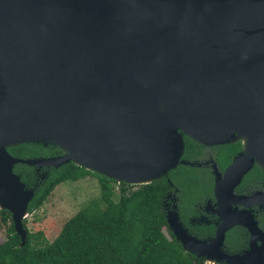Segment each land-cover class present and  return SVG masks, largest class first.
Here are the masks:
<instances>
[{"label": "water", "instance_id": "95a60500", "mask_svg": "<svg viewBox=\"0 0 264 264\" xmlns=\"http://www.w3.org/2000/svg\"><path fill=\"white\" fill-rule=\"evenodd\" d=\"M160 98L176 128L156 112ZM184 136L202 145L243 140L244 152L215 185L223 221L233 223L208 243L188 237L172 215L170 230L197 257L264 264L263 232L229 204L241 202L233 188L264 159V0H0V210L20 246L37 185L29 188L16 165L42 181L72 162L118 184H148L189 164ZM22 144L62 156L8 153ZM234 225L251 234L243 254L221 250Z\"/></svg>", "mask_w": 264, "mask_h": 264}, {"label": "trees", "instance_id": "16d2710c", "mask_svg": "<svg viewBox=\"0 0 264 264\" xmlns=\"http://www.w3.org/2000/svg\"><path fill=\"white\" fill-rule=\"evenodd\" d=\"M189 147L191 142H187L185 150ZM7 151L19 159L60 154L56 147L37 144H22ZM180 169L190 170L179 166L176 171ZM49 170L28 204L29 213L38 210L57 186L86 177L97 179L99 199L68 219L51 243L46 242L40 232H29L23 221L26 238L20 246L10 214L0 210V230L4 228L5 231V239L0 242V264H201L166 229L161 207L165 192L162 182L152 181L131 190L125 183L117 184L72 162ZM14 173L20 175L22 181L33 180L30 167L25 165H16ZM195 177L187 176L186 179H191L190 189L193 187L197 193L198 186L194 185L198 179ZM172 182L177 184L174 178ZM232 238L228 250L237 252L239 240L234 239L239 235Z\"/></svg>", "mask_w": 264, "mask_h": 264}, {"label": "flooded vegetation", "instance_id": "af4514ba", "mask_svg": "<svg viewBox=\"0 0 264 264\" xmlns=\"http://www.w3.org/2000/svg\"><path fill=\"white\" fill-rule=\"evenodd\" d=\"M183 142L184 151L181 160L189 164L179 163L174 170H170L158 180L165 186L161 207L166 222L167 217L172 215L175 218V223L188 237L208 243L215 239L219 229L233 223V219L223 221L221 215L227 212V206L224 205V202L218 204L215 196V185L217 178L223 177L225 171L232 165L233 160L244 152V141L237 139L227 144L202 145L184 136ZM187 142H191L189 150H185ZM58 156H62V152L59 155L38 158ZM179 166L190 170L189 172L183 169L176 171ZM30 169L33 173V180L29 188L35 185L40 186L41 173H37L34 168ZM49 173L50 170L47 169L46 176ZM193 175L198 179V181L195 180L197 183L194 185V187L198 186L199 191L197 193L193 187L190 189L189 185L193 186L191 179H186L187 176ZM173 178L177 181L176 185L172 182ZM141 185L144 184L128 186L131 190H134ZM232 194L239 197L241 202L239 199L229 202V204L231 203V211H241L244 217H248L247 214L251 215L257 227L264 234V171L256 161L233 188ZM226 205H228V202H226ZM166 229L174 235L168 224ZM237 234L239 238L234 240H239L237 242L239 249L237 252H229L228 243H231L232 237L236 238ZM250 240L251 234L246 227L234 225L224 232L222 248L225 253L230 255L243 254L248 251ZM176 241L180 243L179 240L176 239ZM195 257L199 261L202 260L196 255Z\"/></svg>", "mask_w": 264, "mask_h": 264}, {"label": "rangeland", "instance_id": "374dc122", "mask_svg": "<svg viewBox=\"0 0 264 264\" xmlns=\"http://www.w3.org/2000/svg\"><path fill=\"white\" fill-rule=\"evenodd\" d=\"M97 199H99V186L97 179L94 177L64 183L57 186L45 203L33 213H28L23 221L29 232L34 234L40 232L42 238L51 243L68 219ZM165 234L167 233L165 232ZM4 239L5 231L3 228L0 230V242ZM250 242L248 251L250 250ZM256 245L260 247L262 242L258 241ZM222 251L225 252L223 248ZM260 256L264 258V247L260 252ZM199 258L202 259L201 264H225L216 260H207L205 257Z\"/></svg>", "mask_w": 264, "mask_h": 264}, {"label": "bare ground", "instance_id": "6f19581e", "mask_svg": "<svg viewBox=\"0 0 264 264\" xmlns=\"http://www.w3.org/2000/svg\"><path fill=\"white\" fill-rule=\"evenodd\" d=\"M156 112L158 114L166 115L168 117V119L171 121V123L173 124V126L176 128V125L174 124V122H175L174 117H172L171 113L167 109L165 101L163 98H160V100L158 101V104L156 105ZM240 135H242V137H244V141L246 143V152L249 153L247 148H249L250 144H251L250 134H248L247 132H242V134H240ZM257 164H260L264 168V159L259 158L257 160Z\"/></svg>", "mask_w": 264, "mask_h": 264}]
</instances>
